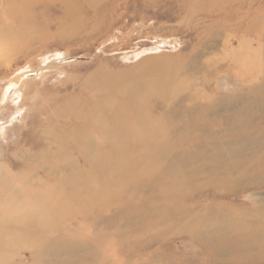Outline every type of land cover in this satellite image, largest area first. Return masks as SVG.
Here are the masks:
<instances>
[{
    "label": "rangeland",
    "instance_id": "1",
    "mask_svg": "<svg viewBox=\"0 0 264 264\" xmlns=\"http://www.w3.org/2000/svg\"><path fill=\"white\" fill-rule=\"evenodd\" d=\"M101 106L146 127L82 144L92 202L69 144ZM261 134L264 0H0V228L24 231L0 264H264Z\"/></svg>",
    "mask_w": 264,
    "mask_h": 264
},
{
    "label": "bare ground",
    "instance_id": "2",
    "mask_svg": "<svg viewBox=\"0 0 264 264\" xmlns=\"http://www.w3.org/2000/svg\"><path fill=\"white\" fill-rule=\"evenodd\" d=\"M128 97L129 98L126 99V100L124 99L122 103L126 104V105H131V107H129V108H131L132 110H135L137 108V106H138V100L133 96V93L130 94ZM101 108H103V106H101L100 108H96L98 111H96L95 109L92 110V113L95 114L96 117L92 118L90 120V122L88 123V126H87L88 130H83L82 132H79L80 136L78 138V141H76L73 144H69V148L70 149H77L78 153L83 155V157L85 159L87 158V156H92L91 157L92 159H89V160L86 159V161H87L86 164H87L88 169H89L87 174L86 173L82 174L78 178H79V180L82 181L83 185L87 188L88 191L93 193L94 189H96L98 187V188L101 189V192L103 193V195L108 197L109 190L105 188V181H106V175L107 174L105 172H103V168H102L101 164L98 161V156L100 155V153L96 152L97 150L95 149V147H93V148H84L83 147V149H80V147L83 146L82 144H84L85 142H89V140L91 142L92 138L97 136L96 138L103 139L104 142L107 144L110 156L114 155L115 157L116 156L120 157V155H118V154H119V149H121L122 144H120L119 140L126 138L127 142L125 144H123V147H125V145L127 146V143L130 142V140L133 141L131 136H132V127H133L134 123H136L138 125V128H140L141 130H143L146 126L144 124V120L142 118V115H140L138 110L135 111L136 121L133 120V121L130 122V120H129L130 116H129V114L126 113L125 116L128 118V121H129L128 122V129L129 130L126 133H124L122 130H120L121 126L119 125V122L121 120V116L124 115V112L121 110L122 112H118V113H116L114 115L111 114V116L109 117L110 126H109L108 129H104L103 125L98 122L101 119L100 116L104 112V110H99ZM128 113H129V111H128ZM226 126H227L226 129H227V132H228L227 133L228 135L226 136V138L227 137H230L232 139L233 138L234 139L235 138H237V139L239 138L240 141L243 138L250 136V133L248 132V130L250 128L251 129L252 128L257 129L258 130L257 133L260 132V126L259 125L251 126V124H250L251 127H244V128H240V127H237V126H234V125H229V124H226L224 127H226ZM199 128H200V126H199ZM139 135H141V133H139ZM260 138L264 139V134H261ZM130 144H131V142H130ZM117 145H119V146H117ZM59 146H60V147H58L59 151L64 152V148H62V146L60 144H59ZM125 152L128 155L131 154V152L128 153L126 150H125ZM230 152H232V151H230ZM122 153H123V151H122ZM94 156H96V159H94ZM236 157H238V156H236ZM232 158H233V156H232ZM140 169H142V168H140ZM115 170L120 174L121 179L123 181H125V182L132 181L133 172L131 171V169H126L121 164H118L116 166ZM155 176H157V175H155ZM210 183H213V182H210ZM144 184H146V183H144ZM124 195H125V193H124ZM98 199L99 198H95L94 197V193H93V198L91 199L92 202H98L99 201ZM108 199L109 198H107V200ZM51 202H49V205L51 204ZM30 223H31L30 224L31 227H34L33 229L35 231L36 230V226L35 225L38 222H35V221L32 220ZM50 224H51V222L47 221L46 227L47 228L49 227V229H50ZM23 232L24 231L22 229L21 230H17L15 228L11 227V226H6V227H1L0 228V259L1 260L6 261V260H8L10 258L9 255H6L7 256L6 258L4 256H2L1 255L2 250L5 247H14V246H16L17 239H18L19 236H22ZM48 250H49V246L47 248L43 247L41 250H39L38 255L40 257L44 258L47 255ZM0 262H2V261H0Z\"/></svg>",
    "mask_w": 264,
    "mask_h": 264
}]
</instances>
